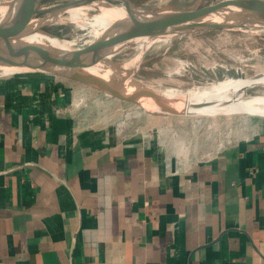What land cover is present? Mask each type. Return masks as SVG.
Segmentation results:
<instances>
[{"label":"crops","instance_id":"obj_1","mask_svg":"<svg viewBox=\"0 0 264 264\" xmlns=\"http://www.w3.org/2000/svg\"><path fill=\"white\" fill-rule=\"evenodd\" d=\"M132 108L64 78L0 76V264H264V121L178 160L115 133Z\"/></svg>","mask_w":264,"mask_h":264},{"label":"rangeland","instance_id":"obj_2","mask_svg":"<svg viewBox=\"0 0 264 264\" xmlns=\"http://www.w3.org/2000/svg\"><path fill=\"white\" fill-rule=\"evenodd\" d=\"M70 1L74 0H42L40 7ZM103 1L114 6H122L121 2L116 0ZM128 1L136 8H143L142 11L188 8L194 4L205 5L211 2V0ZM43 16L45 14L38 15ZM65 16L67 14H64ZM41 30L65 42H76L80 48L87 47L83 46V42L88 39V31L78 28L69 20L43 26ZM106 61L116 67V70L127 72L131 79L149 87L181 92L193 88L202 90L229 82L233 78L230 74H223L220 79H216L213 75L205 74L204 70H211L214 74L218 67L222 70L239 69L244 75L240 76L242 79H249L253 74L264 72V32L211 30L181 33L143 49L139 48L137 43L125 45L110 55ZM179 62L188 63L191 67L186 71H180ZM49 76L63 78L54 74ZM251 85L258 86L245 91L247 95L264 96V83L260 78ZM82 105L85 107L88 103L83 102L79 106ZM132 109L134 116H127L128 112H123L118 118H113L115 133L125 135L127 139L139 137L142 140L155 141L178 160L189 153L194 154L196 158L211 156L238 139L252 135L254 128L264 121V111L260 114L250 112L230 114L229 117H226L227 115L174 117L151 115ZM246 115L257 118L248 119ZM171 143L172 149L168 147ZM163 147L160 149L163 150Z\"/></svg>","mask_w":264,"mask_h":264},{"label":"water","instance_id":"obj_3","mask_svg":"<svg viewBox=\"0 0 264 264\" xmlns=\"http://www.w3.org/2000/svg\"><path fill=\"white\" fill-rule=\"evenodd\" d=\"M30 2L32 0H29ZM42 0H34L33 4L27 9L17 12L8 19L0 22V36H7L12 31V27L28 23L31 17L55 12L67 7H75L86 4L90 1L103 0H74L62 4H56L51 8H41ZM122 6L131 9L134 7L128 0H117ZM255 2L259 0H237L236 2ZM262 1V0H261ZM211 3L205 5L194 4L188 8L169 9L159 8L154 10H143L141 16L125 30L119 34L100 36L94 43L84 48H77L68 52H61L59 49H48L32 43H18L13 46L0 44V72L12 71L13 73H37L51 75L58 73L64 79H68L83 85L104 95L107 98L121 103L129 104L146 114L184 117L191 111L200 106L199 103H180L170 101L161 96L154 95L146 85L133 79L125 80L122 85L105 83L102 79L95 77L88 71V66L105 61L110 55L121 49L123 46L136 43L137 40L149 35L160 25L167 21L184 16H193L206 20L210 25L199 29L191 28L183 33L196 31L219 30L225 32L232 31H256L264 32V7L254 13L230 17L214 9ZM27 10L30 12H27ZM142 10V9H141ZM182 33V32H181ZM214 74L211 70H204L205 74L213 75L220 79L223 74H230L232 77H244L239 69L222 70L218 67ZM251 79L264 78V72H259L249 76ZM258 85L243 86L234 90L231 95L234 97L244 93L248 89ZM236 114H241L236 112ZM248 118H257L246 115Z\"/></svg>","mask_w":264,"mask_h":264},{"label":"bare ground","instance_id":"obj_4","mask_svg":"<svg viewBox=\"0 0 264 264\" xmlns=\"http://www.w3.org/2000/svg\"><path fill=\"white\" fill-rule=\"evenodd\" d=\"M33 1L34 0L31 2L29 0L0 1V22L23 10V8L28 9L34 3ZM236 1L237 0H211L210 5L219 12L233 18L247 13H254L264 7V0L242 3ZM53 6L41 8L45 9ZM178 8L180 9V7ZM27 12H30V10H27ZM141 12V9H131L127 6L118 7L107 4L104 1H90L83 5L67 7L55 12L46 13L43 17H38V15L31 17L28 23L12 27L13 29L9 32V35L0 36V44L11 47L18 43H32L48 49H59L61 52H68L80 48L79 45L76 42H65L64 40L51 37L43 32L41 27L53 23H63L64 21L69 20L78 28H83V30L86 29L88 31V39L83 42V46H90L94 43L95 39L100 36L121 33L141 16ZM64 14H67V16L64 17ZM209 25L210 24L206 22V20L204 21L193 16L177 17L160 25L149 35L137 40L136 43L139 48L143 49V47L162 42L174 35L181 34V32L188 31L191 28L199 29ZM189 67L191 66L188 63L179 62L180 71H186ZM115 68L116 67L111 66V64L105 60L98 64L88 66V71L95 77L102 79L105 83H110L112 81L114 85H122L126 82L125 80L131 78L127 72L116 70L117 68ZM227 70H229V68ZM12 73V71H1L0 76ZM54 75L62 77L58 73H55ZM233 78L229 82H224L218 86H209V88L202 90L199 88H193L181 92L173 89L163 90L151 86L146 87L154 95L161 96L170 101L178 103L185 101L188 104L199 103L200 106L188 113V117L200 115H227L226 117H229L230 114H236V112L241 114L245 112L260 114V112H263L264 96L247 95L245 92L240 93L235 97L230 94L236 89L257 82L258 79H242L241 77ZM260 79L264 83V78Z\"/></svg>","mask_w":264,"mask_h":264}]
</instances>
